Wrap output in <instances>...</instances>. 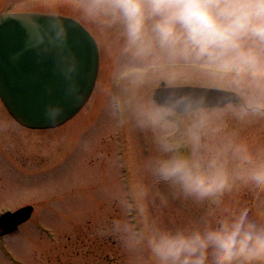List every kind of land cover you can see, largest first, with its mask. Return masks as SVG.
Returning a JSON list of instances; mask_svg holds the SVG:
<instances>
[{
  "label": "rangeland",
  "instance_id": "obj_1",
  "mask_svg": "<svg viewBox=\"0 0 264 264\" xmlns=\"http://www.w3.org/2000/svg\"><path fill=\"white\" fill-rule=\"evenodd\" d=\"M77 3L0 0V12L73 16L92 33L99 49L92 93L64 124L45 130L25 128L0 100V211L27 203L34 206L28 221L0 238V264H153L147 249L117 231L114 221L141 229L152 221L202 226L240 211L264 217V192L232 189L213 202L185 196L159 179L151 166L161 154L156 134L137 124L127 103L121 108L115 103L117 97L126 101L133 93L153 99L161 81L238 91L243 103L213 107L223 109L222 129L207 143L216 145L234 137L247 144L251 153L264 156V115L241 119L232 111V106L245 104L256 91L248 81L259 69H242L245 82L239 87L230 83L233 70L203 63L175 68L179 78L169 81L167 70L133 63L121 50L119 29L88 19ZM138 74L143 75V83L134 87Z\"/></svg>",
  "mask_w": 264,
  "mask_h": 264
},
{
  "label": "clouds",
  "instance_id": "obj_2",
  "mask_svg": "<svg viewBox=\"0 0 264 264\" xmlns=\"http://www.w3.org/2000/svg\"><path fill=\"white\" fill-rule=\"evenodd\" d=\"M76 6L88 19L118 28L122 52L133 63L167 70L169 81L179 78L175 68L203 63L233 70L230 83L239 87L242 69H259L248 81L256 91L232 111L241 119L264 115V0H78ZM51 24L66 34L62 18ZM132 83L139 87L143 75ZM115 103H127L137 124L156 134L161 154L151 162L153 171L185 196L215 202L232 189L264 192V156L234 137L207 143L221 132L223 109L210 107L205 97L171 92L158 101L133 93ZM58 112L49 110L53 118ZM114 223L147 249L153 264H264V217L244 211L202 226ZM124 239L128 243V235Z\"/></svg>",
  "mask_w": 264,
  "mask_h": 264
},
{
  "label": "water",
  "instance_id": "obj_3",
  "mask_svg": "<svg viewBox=\"0 0 264 264\" xmlns=\"http://www.w3.org/2000/svg\"><path fill=\"white\" fill-rule=\"evenodd\" d=\"M62 18L67 26L61 37L52 27ZM99 65L97 43L75 18L36 11L0 14V97L12 116L34 128L57 126L78 112L93 89ZM171 92L206 98L210 107L239 102L238 92L196 85L167 86L153 93L163 101ZM59 109L53 118L50 109ZM33 206L0 214V236L28 220Z\"/></svg>",
  "mask_w": 264,
  "mask_h": 264
}]
</instances>
